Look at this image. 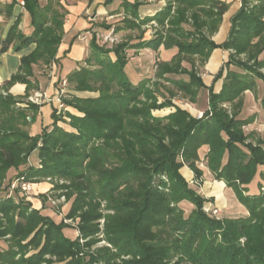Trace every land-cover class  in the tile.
Instances as JSON below:
<instances>
[{
  "label": "trees",
  "instance_id": "1",
  "mask_svg": "<svg viewBox=\"0 0 264 264\" xmlns=\"http://www.w3.org/2000/svg\"><path fill=\"white\" fill-rule=\"evenodd\" d=\"M241 1L229 38L218 45L210 36L227 11L225 2L168 0L157 15L136 21L141 3L123 0L121 6L131 17L122 19L124 27L135 30L156 21V33L150 39L141 35L111 48L98 44L94 36L85 64L68 81L77 92L99 96L71 95L64 100L74 109L66 114L71 129L59 126L61 119L53 112L52 129L45 128L36 136L30 135L29 127L39 107L18 104H24L29 92L37 88L33 66L58 62L67 11L61 0H47L44 5L41 0L26 1L32 33L20 31L19 17L1 50L8 52L12 46L22 52L35 44L21 58L18 71L0 85V189L6 179L13 184L23 176L38 182L55 177L54 189L63 190L72 202L67 217L80 218L86 245L97 242V221L104 216L106 239L115 251L103 248L84 253L79 240L66 235L64 223L56 224L41 211L30 210L32 204L24 200L17 204L0 198V239L8 235L12 239L0 251V264H53L46 261L47 255L56 256L59 264H264V191L245 195L258 176L264 181V139L251 140L254 136L246 135L244 126L254 119L239 118L242 95L253 90L257 80L264 84L260 71L264 68V0ZM189 23L194 31L184 27ZM161 48L176 49V53L171 60L158 63L154 73L158 81L137 76L132 63L137 50ZM217 48L234 53L215 76L214 84L223 81L221 91L216 92L214 85L208 88L210 109L197 119L171 101L174 93L161 81L195 103L206 85L197 75L194 58L208 59ZM130 50H134L132 57ZM243 54L248 61L239 59ZM184 62L192 68L184 67ZM181 75H188L189 80L172 77ZM17 83L26 85L23 98L10 94ZM224 103L232 104L231 113ZM166 108L174 111L155 115ZM206 148L209 170L235 190L246 216L216 218L206 213L207 199L181 173L187 165L202 177L198 162ZM35 152L37 164L29 163ZM10 170L16 177H8ZM185 201L194 207L189 215L180 207ZM102 202L112 214L101 212Z\"/></svg>",
  "mask_w": 264,
  "mask_h": 264
},
{
  "label": "rangeland",
  "instance_id": "2",
  "mask_svg": "<svg viewBox=\"0 0 264 264\" xmlns=\"http://www.w3.org/2000/svg\"><path fill=\"white\" fill-rule=\"evenodd\" d=\"M46 1L47 0H41V3L44 5L46 3ZM149 1L154 2L152 0H149ZM157 1H159V0H157ZM162 1L164 3L163 8H165L166 5L168 4V0H162ZM68 2H73V0H61L62 5L65 7V9L67 11L66 15L68 14V10L66 8ZM135 2H140V1H135ZM122 4H123V0H113L111 3H109L107 5V10L109 11V13H115L121 9ZM240 4H241V6H240V8H241L242 7V1L241 0H240ZM14 6H16L15 3H14ZM66 15H65V18H66ZM123 17L125 18V17H130V16H128L124 11ZM130 19H131V17H130ZM135 20L136 21H143L144 18L143 19L138 18ZM190 24L191 23H189L187 25L185 24L184 27L186 28V30L194 31L192 25H190ZM118 27H119V30H118ZM158 27H159L158 23L156 21H153L149 24H145V25L143 24L140 29L133 30V29L124 27V24L122 22V17H114V18L111 17V18H107V19H103V20L99 21L98 31L92 32L93 33V34H91L92 38L88 39V40H90V43H91V40H93V37L95 36L97 38L98 44L105 45V48H111V47H115V46H117L123 42H126L130 39L136 40V38L140 37L141 35L142 36L144 35V38H147V36L152 37L156 33ZM167 27H169V26H167ZM215 33L212 36H210V39L212 41H214L213 36L215 35ZM207 35H209V34L207 33ZM218 45H221V44H218ZM222 50H224V49H222ZM138 51L139 50H137L136 55L133 57V60H132V63H137V67H135L136 73L138 75L140 74L143 77V79L151 78L153 82L158 81L156 79L155 74H154L157 71L158 63H160V61H162V60L163 61L171 60L173 55L176 53V50H174V49L173 50L163 49V50H161V52H158V53L156 52L155 54L140 53ZM213 51L211 52V54L213 53ZM224 51L228 52L229 56H230V54L234 53L232 50H230V51L224 50ZM6 52H4V53H6ZM89 53H90V50H89ZM129 53H130L129 56L132 57L134 50H130ZM211 54H210V56H211ZM136 56L140 57V60L138 62L135 61L137 58ZM210 56H209V58H210ZM209 58L203 59V58H200L199 56H196V58H194L197 75L202 80L204 79L205 76H207L206 64L209 61ZM229 58H228L227 62L229 61ZM239 59L244 60V61H248L247 56L245 54L241 55L239 57ZM227 62H225V64ZM253 63H254L253 61L250 62L251 65H253ZM183 65L187 69L192 68L191 63H189V62H184ZM57 67H58L57 62H55V63H52L51 66H46L45 70H46V72H50L51 77H53V76L56 77L57 71H58ZM260 71H261V73L264 74V68H262ZM218 73H216V75ZM172 77L182 78V79H185L186 81L189 80L188 75L172 76ZM161 83H164L167 86V89L168 88L171 89V92L174 93V94H172V100L171 101H173L174 104L181 107L182 109L189 111L190 114H192L197 119H202L204 117V112L209 111L210 107H209V90H208V88L213 86V85L215 87L216 83L215 84H214V82L212 84L209 83V85L205 84L207 89L205 88V89H202L200 91L199 96L197 97V100L195 103H192L190 101L191 97H189L186 93L179 91L173 85L165 82L164 80L161 81ZM56 86H57L56 91H55L56 93L54 95L51 96L46 92H44V93L35 92L32 96H30L26 99V102L24 104H18V106L26 108L28 106V103H32V104L37 105L31 99L34 98L36 94L46 95L45 96L46 98L44 97L43 101L37 105L39 107V110L45 104H53L54 103L55 108L53 109V112L56 114L57 117H59V119H61L58 121V124H59V126L65 128V125H69V123H70V119L66 114L68 112H71V111H72V113H74L73 108L69 107L68 105H65V102H64L65 99L71 97V95H76L79 97H98L99 96V93L77 92V91L73 90L71 88V84L69 83L67 78H58ZM68 89H71V91H68ZM254 89L256 92H254L253 90L252 91H253V94L255 96V99L252 96L253 94L250 95L249 92L247 93L248 90L242 95V97H241V101H243L242 110L244 109V103H245V99H247V97H251V99H253L254 102H257L256 104L259 103V98H260L259 95L261 94V90L257 86H254ZM214 90H215V88H214ZM163 93H165L166 96H168L170 92L169 91L165 92V90H164ZM168 97H170V96H168ZM207 98H208V101H207ZM162 100H163V98L159 97V101L161 102ZM234 103H237V101H235ZM207 104H208V106H207ZM223 107L228 109L229 113L232 112V104L231 103H224ZM200 108H203L202 110H204L205 108H207V109L205 111H201V110L197 111ZM242 110H241V112H242ZM172 111H174V110L166 108V109L161 110V111H156L155 115L162 117V116H166L167 114L171 113ZM53 114H52V118H53ZM240 115H241V113H240ZM251 118L255 120L254 117H251ZM251 118H249V119H251ZM29 120H31V118H29ZM53 120H54V118H53ZM250 128L251 127L249 125H246V126H244V131L246 129L247 130L246 132H248V130ZM26 129H28V127ZM51 129L49 128V130H51ZM261 131L262 132L264 131V122L263 121H260L259 131H257L258 135H256V138H250V139L255 141L257 139L263 138L264 133L262 134ZM207 154H208V152L206 154L204 152H202L201 161L198 162L199 169L204 171V174L202 177H197L195 175V173L187 165L185 167H183V169L181 170V173L186 178V180L189 182L190 186L192 188H194L195 190H197L200 195H202L203 197H205L207 199L208 203L204 207L205 212L209 213V211H210L211 215H212V212L217 210L218 212L216 213V215L215 216H214V214L212 215L213 217H216V218L227 217V216H233V217L246 216L248 214V212H247V210H244L246 208L240 202L239 196L236 195L237 193L235 192V190L233 188L231 189L226 184L225 181H223V180L220 181V180L216 179L215 176L212 174V172L209 170L208 164H207V161H208ZM37 159H38V156L35 154L29 158L28 162L29 163L32 162L33 164H37ZM185 170H188L191 175H186V173H184ZM8 175H9L8 176L9 178L10 177L14 178V177H16V172L14 170H10ZM48 178L49 177H46L44 179H41L38 182L35 180H27L26 177L23 176L22 177L23 180H21V178H19V179L15 180L13 182V184H9L10 183L9 179H6L4 181L1 189H0V198L1 199L11 198L17 204L21 203V201L24 200L25 202L32 204L30 210L41 211V214L44 217H48V218L52 219L56 224L64 223L67 226V228L64 229L66 235L68 237L74 239V240H79V242L82 246V251L84 253H97V251H99L100 249H103V248H109V249H112L113 251H115L113 245L111 243H109V241L106 239V233H105L106 218L104 216L97 221L98 230H99L98 233L95 235L96 239H98L97 242L94 245H92V247H88L86 245L87 240L86 239L84 240L83 233H82L81 229L79 228V223L81 221L80 218H69V217H67V214L70 211L72 202L68 201L67 197L65 196V192L63 190H55L54 189L55 184H56L55 183V181H56L55 177L54 178L51 177L52 181H48ZM162 179H163V181H165V184H167L166 186L170 187V184H169L170 182H169L167 176L163 175ZM63 182L64 181L62 180L61 183H63ZM220 182L223 184V192H225V194L224 193L223 194H224V199L226 200V202L217 201L218 197L215 196V193H214L217 183H220ZM15 183H17V184L15 187H13V185ZM24 183H28V184L32 185V189H31L30 193H28V192L26 193L23 190L22 185ZM37 184H39V185L40 184L41 185L47 184V188H44L45 191H43V192H37L35 189V186ZM241 188L243 189L242 185H241ZM257 190H259L260 192L261 191L263 192L264 187L261 188L260 186H257ZM245 195H248L247 192L245 193ZM106 204H107L106 202H102L101 212L104 215L112 214L113 211L107 210ZM180 207L183 209V211H185V213L187 215H189V213L191 211H193V208H194L193 204H191L188 201L182 202L180 204ZM1 216H3V215H1ZM10 240H12L10 238V235L4 237L3 239H0V251L6 250L8 248V246L11 242ZM35 251L36 250H34V249L31 250V254L34 253ZM44 258H46V261H49V260L53 261V264H59L56 256L52 257L51 255H47ZM124 259H129V256L124 257ZM121 261L122 260H119V261H117V263H121ZM93 264H99V263L94 262Z\"/></svg>",
  "mask_w": 264,
  "mask_h": 264
},
{
  "label": "crops",
  "instance_id": "3",
  "mask_svg": "<svg viewBox=\"0 0 264 264\" xmlns=\"http://www.w3.org/2000/svg\"><path fill=\"white\" fill-rule=\"evenodd\" d=\"M107 1L108 0H73V2H68L66 8L68 14L65 18L64 24V35L62 43L59 47L57 54V76L51 77L50 72H46V66L38 64L34 65V74L35 77L32 78L34 84L37 85V88L32 89L29 92V97L32 96L35 92L39 93H48L49 95H54L56 92V83L58 78H67L75 70L79 68L80 65L85 64V60L89 54L90 40L82 41L79 39V36L83 34H89V39L92 38V32L98 31L99 21L111 17H122L124 19V9H121L115 13H109L107 10ZM129 3L133 4L135 1H140L142 4L138 9V15L140 19H145V17H153L161 12L164 7L162 0L150 2L149 0H127ZM228 4L227 11L223 15L222 22L218 28V31L213 36V40L217 44H222L229 38L231 20L238 13L240 9V0H220ZM9 3L0 0V39L2 40V45L0 46V85L9 81L13 74H15L21 64V58L30 54L34 48L35 44L31 45L28 48L22 50V52H14V48L9 47L8 52L1 53L3 49V40L7 38L10 29L20 17L19 29L25 35H30L33 31V28L30 25L31 19L30 15L23 8L17 6H9ZM113 20V19H112ZM153 37V36H152ZM147 36L145 39L152 38ZM164 48H161L159 51H154L151 49H143L138 52L155 54L156 52H161ZM176 50V49H174ZM137 57V56H136ZM229 58V53L218 48L213 51L209 61L206 64L207 76L204 77V82L206 85L212 84L215 79L216 73H218L222 66L227 62ZM140 57H137L135 61H139ZM163 61V60H162ZM169 61V60H167ZM134 66L137 67V63H134ZM137 76L143 78L140 74ZM51 77V78H50ZM223 81L219 80L215 84V91L219 92L222 89ZM261 81L257 80L256 86L261 90V96L259 95V103L254 102L251 97H247L244 103V109L241 112L240 119L247 120L251 117H254L255 120L249 125L251 128L246 132V135L251 134L256 138L259 131L260 121L264 122V107L261 105V99L264 95V84ZM256 88V87H255ZM71 91V89H68ZM254 92L255 89H253ZM252 90H248L250 95L253 94ZM26 85L17 83L10 89V94H13L16 97H25L26 95ZM249 96V95H248ZM255 99L254 94L252 95ZM208 101V98H207ZM208 106V104H207ZM55 104H45L43 105L38 113L35 116V120L32 125L29 127V132L31 136L40 135L45 128H52L54 120L52 118L53 109ZM200 108L197 111H205L207 108L202 110ZM72 112V111H71ZM65 128L71 129L69 125H65ZM262 132V131H261ZM264 131L262 132V134ZM264 138V137H263ZM209 151L208 148L203 152L206 154ZM36 152L33 154L35 155ZM264 171V168H263ZM186 175H191L188 170H185ZM264 181L258 176L257 179L249 186L248 195L257 194V186H260ZM44 188H47V184H37L35 189L37 192L45 191ZM232 189V188H231ZM215 196L218 197L217 201L226 202L224 199L223 184L217 183L215 188ZM224 193V194H223ZM246 210V209H244ZM243 211V210H242Z\"/></svg>",
  "mask_w": 264,
  "mask_h": 264
},
{
  "label": "built area",
  "instance_id": "4",
  "mask_svg": "<svg viewBox=\"0 0 264 264\" xmlns=\"http://www.w3.org/2000/svg\"><path fill=\"white\" fill-rule=\"evenodd\" d=\"M3 1L6 2V3H15L17 7H19V8H23V9H24L27 0H3ZM152 1H157V0H152ZM89 36H90L89 34H83V35L79 36V39L82 40V41H88ZM1 44H2V40L0 39V45H1ZM64 84H65V83H64ZM45 96H46V95H43V94H36L35 97L32 98L31 100H32L34 103H36V104L38 105L39 103H41V102L43 101V98H44ZM45 98H46V97H45ZM21 180H23V179L21 178ZM48 181H52V178L49 177V178H48ZM16 184H17V183H15V184L13 185V187H15ZM22 187H23V190H24L26 193H27V192H28V193L31 192V189H32V185H31V184L24 183V184L22 185ZM208 211H209V210H208ZM208 211H207V212H208ZM217 212H218L217 210L213 211V212H212V215L214 214V216H215ZM209 213H211V212L209 211Z\"/></svg>",
  "mask_w": 264,
  "mask_h": 264
}]
</instances>
